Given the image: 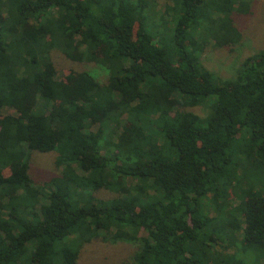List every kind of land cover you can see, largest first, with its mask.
Listing matches in <instances>:
<instances>
[{
	"label": "trees",
	"instance_id": "16d2710c",
	"mask_svg": "<svg viewBox=\"0 0 264 264\" xmlns=\"http://www.w3.org/2000/svg\"><path fill=\"white\" fill-rule=\"evenodd\" d=\"M248 1L0 0V264H76L98 238L139 241L116 264H264V48L226 80L201 61ZM53 50L106 82L59 77ZM29 151L59 175L34 184Z\"/></svg>",
	"mask_w": 264,
	"mask_h": 264
},
{
	"label": "rangeland",
	"instance_id": "374dc122",
	"mask_svg": "<svg viewBox=\"0 0 264 264\" xmlns=\"http://www.w3.org/2000/svg\"><path fill=\"white\" fill-rule=\"evenodd\" d=\"M154 1L157 5V12L154 11L155 18L158 19L160 15L158 10H161L162 6L167 4V0ZM248 2L250 3V13L234 15L233 17L235 26L242 35L240 42L233 46L232 50L229 47L216 48L209 46L202 54V64L219 79L226 80L234 76L240 63L246 57L264 48V0H249ZM51 60L57 68L59 77H62L64 69L70 68L90 72L101 83L107 80L108 71L93 63L71 62L58 50L51 52ZM210 100L214 102L213 98ZM191 111L203 117L207 114L208 108L200 105L191 108ZM27 154L29 155L30 167L28 173L34 184L41 185L50 178L59 175L54 165V153L29 151ZM94 196L99 199H109L112 194L106 190H99L94 193ZM235 198L233 197L231 201L234 204L236 203ZM138 248L139 241L112 242L98 238L82 247L76 264H116L120 261H128L133 258Z\"/></svg>",
	"mask_w": 264,
	"mask_h": 264
}]
</instances>
